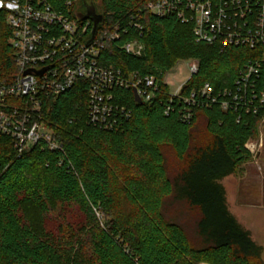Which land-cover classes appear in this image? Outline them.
<instances>
[{"label": "trees", "instance_id": "obj_1", "mask_svg": "<svg viewBox=\"0 0 264 264\" xmlns=\"http://www.w3.org/2000/svg\"><path fill=\"white\" fill-rule=\"evenodd\" d=\"M91 1L104 17L97 36L113 26L122 34L128 29L119 41L105 43L100 65L154 75L160 91L152 102L138 105L132 90H115V102L131 109L132 117L114 131L89 123L88 82L50 98L43 120L63 151L37 146L18 158L12 140L0 135V264H264L263 248L231 212L225 187L252 161L246 145L258 135L264 110L223 111L217 105L194 109L186 121L179 103L165 114L169 88L162 81L179 62L192 60L199 70L185 84L184 96L205 84L215 92L231 89L251 52L197 42L192 24L152 15L147 5L154 0ZM49 2L64 6L63 0ZM7 14L0 9V86L18 75ZM130 40L144 44L141 56L122 51ZM255 85L264 90V69ZM201 118L210 137L203 145L193 134ZM166 148L185 164L174 178ZM171 201L198 212L195 241L167 218ZM26 204L43 214L53 206L78 208L86 223L63 224L56 238L41 235L23 220Z\"/></svg>", "mask_w": 264, "mask_h": 264}, {"label": "built area", "instance_id": "obj_2", "mask_svg": "<svg viewBox=\"0 0 264 264\" xmlns=\"http://www.w3.org/2000/svg\"><path fill=\"white\" fill-rule=\"evenodd\" d=\"M82 1L63 0L60 8L49 0H0V9L8 12L12 30L9 43L18 70L14 83L0 86V135L12 140L18 158L37 146L63 151L45 124L43 111L50 98L70 91L80 81L89 83V123L106 131L122 128L132 117L131 109L115 102V90H136L143 104L152 102L160 91L154 75L126 74L100 65L105 43L119 41L128 29L122 34L119 26H113L87 45L92 22L79 18ZM147 10L158 17L173 16L192 24L199 43L217 45L221 50L248 49L252 54L231 89L215 92L205 84L184 96L187 82L174 91L165 75L162 81L169 88L165 114L177 103L184 108L186 121L192 120L194 109L217 105L223 111L256 114L264 110V90L257 91L255 85L264 69V0H154ZM131 28L143 30L138 23H132ZM121 49L136 57L144 53L145 46L130 40ZM198 70L196 61L189 64V79ZM246 148L251 151L248 145Z\"/></svg>", "mask_w": 264, "mask_h": 264}, {"label": "rangeland", "instance_id": "obj_3", "mask_svg": "<svg viewBox=\"0 0 264 264\" xmlns=\"http://www.w3.org/2000/svg\"><path fill=\"white\" fill-rule=\"evenodd\" d=\"M80 11L86 13L83 5ZM98 12L99 8H98ZM102 35V34H101ZM195 61L179 62L166 74L165 81L171 90L185 83L190 78L189 64ZM194 139L198 144H205L210 139L206 132V121L201 118L193 131ZM247 145L253 154L250 163L241 166L238 172L225 181L229 207L240 224L247 229L253 240L263 248L264 261V122L259 126L256 137L251 138ZM167 169L171 178L176 177L185 167L170 148L165 149ZM167 218L179 223L188 233L192 241L196 240L195 225L199 219L197 211L190 209L186 204L171 201L165 208ZM23 220L41 234L59 237L63 224L79 227L86 223L85 216L78 210L65 206H53L48 214H43L35 206L26 204L22 210ZM101 220V216H99Z\"/></svg>", "mask_w": 264, "mask_h": 264}, {"label": "water", "instance_id": "obj_4", "mask_svg": "<svg viewBox=\"0 0 264 264\" xmlns=\"http://www.w3.org/2000/svg\"><path fill=\"white\" fill-rule=\"evenodd\" d=\"M82 4L86 10L85 14H80L79 18L82 19L83 21L86 20H91L92 24H93V28H92V33H91V39L89 40V42L87 43V45H90L94 39L97 36L99 27L102 25L103 23V15L99 14L97 11V7L94 5V3L91 0H83ZM39 74H42L41 72H39ZM134 92V97H135V101L138 105H142L143 102L140 99L139 95L137 94L136 90L133 91Z\"/></svg>", "mask_w": 264, "mask_h": 264}]
</instances>
